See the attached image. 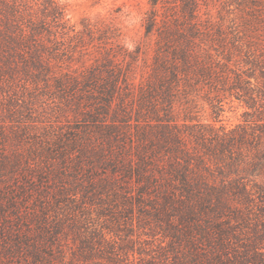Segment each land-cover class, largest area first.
<instances>
[{"label": "trees", "instance_id": "1", "mask_svg": "<svg viewBox=\"0 0 264 264\" xmlns=\"http://www.w3.org/2000/svg\"><path fill=\"white\" fill-rule=\"evenodd\" d=\"M0 2V79L19 70L75 120L0 149V264H56L68 232L79 244L67 264H264V0H238L228 25L205 0H148L150 59L118 38L94 43L104 31L69 24L55 0L38 14ZM232 97L244 110L227 125ZM71 205L147 226L158 250L145 260L131 233L88 237Z\"/></svg>", "mask_w": 264, "mask_h": 264}, {"label": "rangeland", "instance_id": "2", "mask_svg": "<svg viewBox=\"0 0 264 264\" xmlns=\"http://www.w3.org/2000/svg\"><path fill=\"white\" fill-rule=\"evenodd\" d=\"M17 3L27 2L37 14L40 12L44 0H16ZM65 10V19L69 24H74L77 29L83 27V23L88 20L96 24L99 32L104 31V36L97 41H109L107 39H120L125 46L133 49L136 45L141 46V51L151 58L155 48V38L153 35L145 36L142 26V19L149 9L148 0H55ZM206 4L202 5L201 12H207L217 21H223L228 25V20L234 14L241 12L236 4L238 0H205ZM4 6L0 2V21L4 18ZM3 10V11H2ZM1 23V22H0ZM2 24H0V29ZM15 31L12 29V33ZM108 37V38H107ZM1 38V37H0ZM15 82L7 84L0 79V149L11 151L17 140L35 143L42 139L45 135H53L58 129L57 125L64 126L68 120L75 123V120L69 115L67 118L63 116L56 104V100L51 96L47 88L35 84L30 79H24V75L18 70L15 74ZM41 82H39L40 84ZM229 98L224 103V111L222 114L223 122L227 125H233L242 119L244 107L235 98ZM201 111L203 120L209 118L210 109L207 104ZM68 119V120H67ZM2 132L5 133L4 141L1 137ZM13 132L20 134V139L13 137ZM3 141V142H2ZM72 205L68 207V215L74 213L76 218L82 219L79 224L80 230L88 237L94 236L93 232L104 230L107 231L108 237L116 240V242L126 241L128 233H131L133 239V254L141 255L145 260L158 250L157 245L160 242V234H153L151 230L145 227H138L133 221L134 226H130L126 218L121 220L120 228H116L114 222L107 221V217L98 216L94 208H90L85 213L78 210L72 211ZM106 220V221H105ZM124 223V224H123ZM92 234V235H91ZM75 241V242H74ZM73 241L70 232L65 237L60 238L57 251L55 253L56 264H67L72 256L75 244H79L78 238ZM46 251L47 249H43ZM140 254H139V253ZM51 253V252H49ZM65 254V258L61 257ZM30 261V259L28 258ZM6 260L2 259V262ZM10 261L14 259L10 258Z\"/></svg>", "mask_w": 264, "mask_h": 264}]
</instances>
